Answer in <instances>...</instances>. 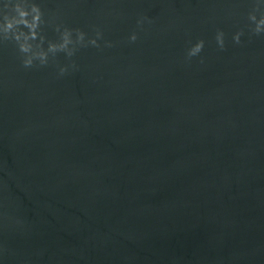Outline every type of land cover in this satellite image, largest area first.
Returning <instances> with one entry per match:
<instances>
[{
	"label": "water",
	"instance_id": "water-1",
	"mask_svg": "<svg viewBox=\"0 0 264 264\" xmlns=\"http://www.w3.org/2000/svg\"><path fill=\"white\" fill-rule=\"evenodd\" d=\"M34 2L103 39L31 69L0 43V264H264L257 0Z\"/></svg>",
	"mask_w": 264,
	"mask_h": 264
},
{
	"label": "clouds",
	"instance_id": "clouds-1",
	"mask_svg": "<svg viewBox=\"0 0 264 264\" xmlns=\"http://www.w3.org/2000/svg\"><path fill=\"white\" fill-rule=\"evenodd\" d=\"M264 5L257 0L255 7L248 15L250 21V32L252 35H264ZM257 12L260 13L259 18ZM147 17H142L137 21L138 27L142 29V25ZM52 21L44 19V13L34 0H3L0 5V43H15L20 53L21 65L25 69L34 67H47L50 60L63 53L69 60L76 54L80 48L89 46L100 48V40L103 39V33L99 29H94V35L89 36L79 28L72 29L62 23L54 24V30L58 33L56 41L48 40L43 34L42 26L51 24ZM151 23V20H148ZM254 25V27H251ZM25 29L27 31H25ZM243 31H238L233 36L235 44L241 43ZM138 39L136 32L129 37L130 43H135ZM216 44L221 51L225 50V33L217 30L215 36ZM204 41L199 40L192 45L186 53V59L191 60L193 57L199 56L204 49ZM45 44L47 47L45 48ZM106 47H111V43L106 42ZM203 63V60H201ZM59 76L68 73L69 68L75 69L74 62L69 65L59 66Z\"/></svg>",
	"mask_w": 264,
	"mask_h": 264
}]
</instances>
